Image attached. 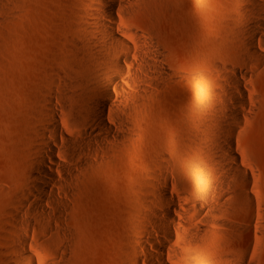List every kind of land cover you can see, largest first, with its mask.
I'll return each instance as SVG.
<instances>
[{"label":"rangeland","instance_id":"obj_1","mask_svg":"<svg viewBox=\"0 0 264 264\" xmlns=\"http://www.w3.org/2000/svg\"><path fill=\"white\" fill-rule=\"evenodd\" d=\"M15 1L0 0V264H12L14 202L29 165L40 94L55 70L70 68L75 43L87 35L82 16L91 0ZM249 9L247 0H153L149 12L124 17L139 32L154 30L171 74L150 87L144 103L131 105L127 143H110L89 161L64 199L67 230L52 238L34 234L39 264H56L63 253L62 264H133L141 244L152 250L139 234L165 241L156 232L158 212L170 209L162 189L188 216L192 205L219 203L215 215L245 229L183 241L175 225L164 249L171 264H264V48L257 58L243 40ZM234 71L244 94L232 84ZM222 85L246 104L227 98L241 122L222 123L218 133L214 110ZM229 142L237 161L219 146ZM218 159L224 174L217 173ZM236 166L249 176L236 174ZM247 192L257 207L248 206ZM137 257L143 264L144 254Z\"/></svg>","mask_w":264,"mask_h":264},{"label":"bare ground","instance_id":"obj_2","mask_svg":"<svg viewBox=\"0 0 264 264\" xmlns=\"http://www.w3.org/2000/svg\"><path fill=\"white\" fill-rule=\"evenodd\" d=\"M247 1L250 4L249 21L241 36L249 52L260 58L264 48V0ZM152 2L91 0L86 5L82 20L87 35L82 42L75 43L70 68L64 72L55 70L49 77L40 94L41 107L32 118L34 134L29 165L14 202L12 264H39V242L34 234L52 238L57 232L67 230L62 218L67 206L64 199L73 195L80 177L91 167L89 161L104 153L110 143H127L131 105L144 103L150 87L171 74L165 62L166 50L154 30L139 32L124 21V17L137 9L149 12ZM239 74L233 72L232 84L239 94H244ZM217 94L219 99L214 112L218 121L215 125L217 132L223 133L222 123L238 125L242 117L240 111L227 104V98L230 97L236 105H245L246 99L237 98L224 85L222 92ZM229 132L227 134L231 136ZM219 146L237 161L232 142L227 145L219 143ZM220 162L218 159L217 173L224 174ZM235 172L245 178L250 174L238 166ZM166 184L164 180L163 185ZM159 196L170 206L169 210L158 212L159 228L156 232L165 241L151 235L147 239L143 233L139 234L140 241L150 245L152 250L141 244L134 251L133 264H141L137 257L139 251L145 257L143 264H171L165 258L164 249L178 224L183 241H187L189 235L196 240L210 238L221 234L219 230L228 228L232 229L227 231L228 234L245 231L215 215L213 210L219 203L192 205V214L188 216L189 211L178 209L176 198L165 189L159 192ZM245 198L249 207H257L250 192ZM148 232L150 230L146 229ZM64 237L68 239L65 234ZM65 261L63 253L56 264ZM226 261L232 262V258L228 257Z\"/></svg>","mask_w":264,"mask_h":264}]
</instances>
